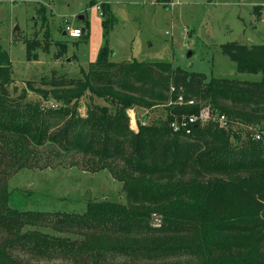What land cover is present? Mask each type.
Masks as SVG:
<instances>
[{"label": "trees", "instance_id": "obj_1", "mask_svg": "<svg viewBox=\"0 0 264 264\" xmlns=\"http://www.w3.org/2000/svg\"><path fill=\"white\" fill-rule=\"evenodd\" d=\"M221 51L238 72L260 78L207 79L167 61L114 62L104 45L81 76L42 77L50 89L27 81L56 107L11 96V63L0 53V264H29L16 250L63 254L69 264H264V43L230 41ZM170 87L164 117L138 118L137 131L130 129L126 109L165 103ZM85 92L107 104L88 103L85 116L77 114L70 104ZM179 95L194 103H178ZM205 106L211 117L185 133L183 117ZM46 146L107 168L124 200L90 199L80 212L12 204L9 178L30 160L49 161L40 155ZM151 214H160L158 222Z\"/></svg>", "mask_w": 264, "mask_h": 264}, {"label": "rangeland", "instance_id": "obj_2", "mask_svg": "<svg viewBox=\"0 0 264 264\" xmlns=\"http://www.w3.org/2000/svg\"><path fill=\"white\" fill-rule=\"evenodd\" d=\"M257 5L261 11L256 17L252 8ZM66 25L85 28L84 34L82 31L81 37H71L64 31ZM230 41L264 43V0H0V53L8 56L12 70L9 94H23L49 106L56 107L57 102L43 100L39 92L28 89L27 81L36 88L50 89L53 86L44 83L42 77L81 76V70H87L104 45L114 62L167 61L173 67L203 72L207 79H259V73L238 72L235 63L221 51V45ZM170 91L171 87L165 103L149 109L128 107L129 128L137 131L138 118L144 123L162 119ZM88 103L107 104L85 92L70 106L85 116ZM52 147H41L40 155H47L49 161L30 160V166L19 168L9 178L12 204L80 212L90 199L124 200L121 181L107 168L97 170L94 160H87L78 151L65 153L56 148L52 153ZM159 218L160 214L150 215L153 222ZM14 254L29 264L73 261L63 254L50 258L20 250Z\"/></svg>", "mask_w": 264, "mask_h": 264}, {"label": "built area", "instance_id": "obj_3", "mask_svg": "<svg viewBox=\"0 0 264 264\" xmlns=\"http://www.w3.org/2000/svg\"><path fill=\"white\" fill-rule=\"evenodd\" d=\"M64 31L67 32V34L71 37H79L82 33V29L80 27L70 26V25L69 26L66 25L64 28ZM173 89L174 88L171 87V90H173ZM176 101L178 103H189V104L194 103V99H189V100L184 101L181 95L177 96ZM210 117H211V113L209 111V107L205 106V107L201 108L197 114H190L186 117L184 116L180 124H181V127L184 128L185 133H189L191 131L190 125L192 126L193 124H195L197 120L200 123H204ZM225 119L226 118L224 116L219 117L218 121H219L220 126H223L226 124ZM142 123H144V122H142ZM172 125L174 126V128H176L175 123H172ZM256 137L258 138L259 135L257 134Z\"/></svg>", "mask_w": 264, "mask_h": 264}, {"label": "crops", "instance_id": "obj_4", "mask_svg": "<svg viewBox=\"0 0 264 264\" xmlns=\"http://www.w3.org/2000/svg\"><path fill=\"white\" fill-rule=\"evenodd\" d=\"M96 7H97L98 9H100V7H99L98 5H96ZM101 14H102V13H101ZM82 18H83V17H82ZM76 27H78V26H76ZM81 29H82V28H81ZM81 35H82V34H81ZM81 35H80V36H81ZM80 36H79V37H80Z\"/></svg>", "mask_w": 264, "mask_h": 264}, {"label": "water", "instance_id": "obj_5", "mask_svg": "<svg viewBox=\"0 0 264 264\" xmlns=\"http://www.w3.org/2000/svg\"><path fill=\"white\" fill-rule=\"evenodd\" d=\"M80 18H82V16H80ZM14 29H17V26H15V28Z\"/></svg>", "mask_w": 264, "mask_h": 264}]
</instances>
